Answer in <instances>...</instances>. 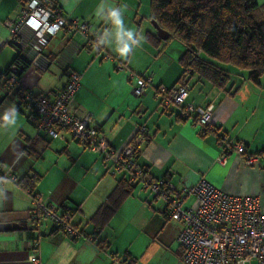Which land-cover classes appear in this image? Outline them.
I'll use <instances>...</instances> for the list:
<instances>
[{
	"label": "crops",
	"instance_id": "0c3cea01",
	"mask_svg": "<svg viewBox=\"0 0 264 264\" xmlns=\"http://www.w3.org/2000/svg\"><path fill=\"white\" fill-rule=\"evenodd\" d=\"M52 1L65 17L88 21L89 36L98 40V47L85 46L78 34L60 32L41 50L38 65L18 78L20 88L48 95L64 86L68 71L78 73L70 113L79 119L89 114L97 136L116 151L143 127L149 138L140 145L136 164L147 170L148 178L164 180L176 191L204 178L224 193L257 197L264 213V75L254 86L246 71L227 68L223 90L190 75L186 103L212 106L210 124L216 132L201 134L194 117L181 119L177 108L160 106L156 89L176 86L183 49L146 40L147 34L156 35L149 20L150 0ZM18 5V0H0V41L8 37L2 23L16 17ZM15 56L11 46L0 44V65H5L0 70ZM129 75L151 81L143 96L133 95L136 78ZM28 115L2 81L0 168L7 179H0V264H32L33 255L39 264H183L176 242L181 224L167 219L165 204L148 190L135 187L107 226L94 233L90 218L125 173L115 172L99 152L69 137L57 142L41 138ZM237 143L258 157L255 165L243 164L233 150ZM28 176L38 179L35 193L72 209V223L82 232L79 238L55 231L49 221H32L31 196L17 184ZM193 204L188 198L183 208Z\"/></svg>",
	"mask_w": 264,
	"mask_h": 264
},
{
	"label": "built area",
	"instance_id": "2783aa9c",
	"mask_svg": "<svg viewBox=\"0 0 264 264\" xmlns=\"http://www.w3.org/2000/svg\"><path fill=\"white\" fill-rule=\"evenodd\" d=\"M18 11L14 19L4 21L3 27L8 37L0 44L11 46L18 58V64L9 67L7 87L21 95V105L37 117L36 129L43 139L62 141L64 137L78 142L90 151L99 152L105 164H110L115 172H124L130 187H139L150 191L156 199L165 204L167 219L177 221L181 228L176 236L180 249V261L183 264H264V213L260 211L259 199L251 196H238L224 193L213 187L206 179L199 178L195 183L183 186L176 191L173 185L164 180H152L143 176L134 161L136 146L146 137L143 127L123 150H112L97 136L90 125V115L76 118L70 113L71 102L79 89L80 75L68 71L64 86L48 95H33L22 90L16 74L20 63L38 65L41 50L50 40L62 31L78 34L84 39L85 46L98 47L97 39L89 36L90 23L78 18H67L60 7L51 0H18ZM118 70H123L117 66ZM187 70L176 86L157 88L160 106L163 109L175 107L181 119H192L201 134L213 133L215 127L210 124L212 106L194 108L187 104ZM134 76L129 75V79ZM151 81L148 78H136L132 90L135 97H141ZM247 167L258 162L256 155H248L243 144L233 146ZM224 163V159L218 160ZM0 179L6 180L0 168ZM193 199V206L183 208V202ZM31 217L33 221H49L52 227L77 239L81 232L71 223L68 213L59 206L51 204L41 195L31 197ZM67 209V206L65 205ZM29 262L39 264L33 255Z\"/></svg>",
	"mask_w": 264,
	"mask_h": 264
},
{
	"label": "trees",
	"instance_id": "16d2710c",
	"mask_svg": "<svg viewBox=\"0 0 264 264\" xmlns=\"http://www.w3.org/2000/svg\"><path fill=\"white\" fill-rule=\"evenodd\" d=\"M262 16L264 12L255 0H150L149 20L154 21L166 32L168 38L162 40L157 34H147L146 40L154 45L172 39L178 42L183 49L179 59L182 67L181 77L189 70L187 78L196 75L215 88L223 90L229 81L226 69L231 68L237 72L246 71L247 81L259 86L260 78L264 75ZM16 63L18 64L17 56L7 68L0 70V83L3 81L6 87L9 67ZM29 67L30 65L20 63L16 77L19 78ZM15 94L21 100V95ZM27 119L36 128L35 113L29 111ZM148 138L142 137L141 144L147 142ZM140 145L135 149L133 157L135 162ZM140 169L143 176L147 177V170ZM126 179L125 174V178L116 183L98 211L90 218L94 233L97 234L107 226L122 202L134 189L128 185ZM37 182L35 176H28L18 180L17 184L32 197L38 194L34 192ZM59 208L70 215L72 223V209L68 206L66 209L65 205H60ZM52 228L59 231L55 227Z\"/></svg>",
	"mask_w": 264,
	"mask_h": 264
},
{
	"label": "rangeland",
	"instance_id": "374dc122",
	"mask_svg": "<svg viewBox=\"0 0 264 264\" xmlns=\"http://www.w3.org/2000/svg\"><path fill=\"white\" fill-rule=\"evenodd\" d=\"M255 2L260 7V9L262 10V12H264V0H255ZM262 18H264V16H262ZM168 44H171V45L175 46V45L178 44V42L176 40L172 39V40H169L168 41ZM7 51H8V48H7ZM3 58L4 57H2L0 61L3 62V60H4ZM2 64H5V63H2ZM1 66L4 67L5 65H0V69H1ZM242 73H245V71H242ZM134 77L137 78V79L140 78V77H138V75H137V77L136 76H134ZM143 78H145V77H143ZM52 142H57V141H52Z\"/></svg>",
	"mask_w": 264,
	"mask_h": 264
},
{
	"label": "water",
	"instance_id": "95a60500",
	"mask_svg": "<svg viewBox=\"0 0 264 264\" xmlns=\"http://www.w3.org/2000/svg\"><path fill=\"white\" fill-rule=\"evenodd\" d=\"M151 25L154 27L155 31H156V34L158 35V37H160L162 40H166L168 38V34L164 31H162L158 26L157 24L154 22V21H151ZM4 227V226H2ZM0 226V228H2Z\"/></svg>",
	"mask_w": 264,
	"mask_h": 264
}]
</instances>
